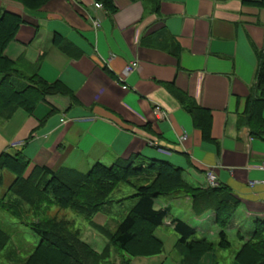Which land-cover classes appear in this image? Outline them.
I'll return each mask as SVG.
<instances>
[{
	"label": "crops",
	"instance_id": "crops-1",
	"mask_svg": "<svg viewBox=\"0 0 264 264\" xmlns=\"http://www.w3.org/2000/svg\"><path fill=\"white\" fill-rule=\"evenodd\" d=\"M245 1L258 0H158L156 10L148 0H112L113 13L95 10L97 0H48L34 11L0 0L1 11L22 20L5 56L25 75L59 83L70 94L45 96L30 115L18 110L10 120L0 119V154L21 152L29 162L26 176L34 167L87 173L97 163L110 167L132 155L168 162L196 188H209L211 171L217 186L239 201L225 232L235 233L241 247L254 222L264 219V139L239 124L251 91L254 99L258 95L256 53L264 48V9ZM131 62L138 68L125 75ZM188 101L209 112L207 139L184 109ZM13 180L8 171L0 173V200ZM191 206L183 195L159 202L156 210H169L154 231L163 253L128 262L182 264L175 254L178 237L167 233L173 219L192 228L196 239L207 240L206 222L214 236V213L196 217ZM172 207L187 220L172 216ZM98 215L92 222L100 226ZM190 220L200 225L193 227ZM0 225L3 230V220ZM218 233L217 227V238ZM224 252L207 253L199 264H238L236 253ZM117 255L121 264L125 258Z\"/></svg>",
	"mask_w": 264,
	"mask_h": 264
},
{
	"label": "trees",
	"instance_id": "trees-1",
	"mask_svg": "<svg viewBox=\"0 0 264 264\" xmlns=\"http://www.w3.org/2000/svg\"><path fill=\"white\" fill-rule=\"evenodd\" d=\"M10 1L34 11L48 0ZM148 1L151 8L156 10L158 0ZM97 2L105 10L115 12L112 0ZM244 4L264 9V0L245 1ZM21 24L19 16L0 10V119L4 121L10 120L18 110L30 115L45 96H70L59 83L49 85L36 75H25L20 71L19 63L5 56V49L15 39ZM256 55L258 64L254 91L258 95L254 99L251 91L239 124L249 128L253 138L264 139V119L261 117L264 106V48ZM183 107L192 115L196 126L207 139L209 112L196 107L191 101L183 103ZM28 166L29 162L21 152L0 154V173L6 170L14 176L6 197L0 200V209L38 238L36 246L22 264H114L109 262L112 248L125 258L121 264H129L127 259L130 258L159 256L164 246L154 231L167 218L169 210H156L154 201L181 195L190 198L196 217L212 211L219 228L218 242L214 245L206 239H196L195 231L181 220H171L173 232L178 237L175 249L182 257V264H199L205 254H213L216 249L226 251L231 247L225 228L238 208L237 198L227 187L201 189L188 185L182 179L181 170L168 162L132 155L116 160L110 167L97 163L87 173L34 167L26 176ZM120 184L128 185L135 191L130 197L135 199V204L115 230L110 232L92 220L104 206L111 203L110 197ZM25 207L34 215L35 223L26 220ZM52 207L71 209L103 235L108 244L102 252H95L83 242L80 232L71 231L68 221L45 216L46 210ZM0 241L2 251L9 236L1 229ZM234 261L238 264H264V219L254 222L251 236L235 254Z\"/></svg>",
	"mask_w": 264,
	"mask_h": 264
},
{
	"label": "rangeland",
	"instance_id": "rangeland-1",
	"mask_svg": "<svg viewBox=\"0 0 264 264\" xmlns=\"http://www.w3.org/2000/svg\"><path fill=\"white\" fill-rule=\"evenodd\" d=\"M10 1V0H8ZM37 3V2H36ZM36 4H32V6H35ZM135 191L128 185L120 184L118 188L113 192L111 195V203L104 206L101 212H99V215L96 219V222L101 223L100 226L107 228V231L113 232L116 228V225L124 218V216L127 214V212L130 210V208L135 204V199L130 198ZM165 198H159L158 202L155 203V208L157 209L159 207V202L164 201ZM26 212V220L36 222V219H34V215L29 213V210L27 207H25ZM45 216L51 219L59 220H65L68 221L71 224V231L78 230L81 234V238L83 242L85 241L86 244H88L92 249L95 248L96 250L101 251L104 246L108 244L107 239L101 235L97 230H95L86 220H84L81 216H79L77 213L72 211L71 209H64L60 207H52L50 209H47L45 212ZM171 215L176 216L177 218H181L183 220V213L175 210L172 207ZM0 220H3L4 227H1L4 232L9 236V241L6 242L4 248L2 251H0V264H22L24 260L27 258V256L32 252V249L34 246H36L38 242V238L36 235H34L29 229H27L25 226L23 227L20 222L13 219L8 215L5 211H0ZM191 221V226L196 227L200 224L194 223L193 220ZM8 223V224H6ZM208 224L205 222V224L202 226L206 235L205 237L209 242H214L216 245L218 242V238L216 236V228H213L214 230L211 231L212 233H215L214 236H210L207 232V226ZM1 226V225H0ZM167 229L166 227H164ZM253 232V231H252ZM167 233H174L172 230L167 231ZM228 240L231 243L230 250L225 251L226 254H232L237 253L240 249L238 241L235 239V233L228 235ZM1 242V241H0ZM93 242V245H92ZM164 250V249H163ZM96 252V251H95ZM102 252V251H101ZM97 252V253H101ZM167 253V252H166ZM174 253V252H173ZM118 253L114 248L111 250V254L109 256V262H116L118 264ZM179 258H182L179 254V251L176 250L175 253ZM120 255V254H119ZM11 261L9 263L8 261ZM129 263V262H128ZM130 264V263H129Z\"/></svg>",
	"mask_w": 264,
	"mask_h": 264
},
{
	"label": "built area",
	"instance_id": "built-area-1",
	"mask_svg": "<svg viewBox=\"0 0 264 264\" xmlns=\"http://www.w3.org/2000/svg\"><path fill=\"white\" fill-rule=\"evenodd\" d=\"M93 8L95 10H101L102 9V5L100 3H98V2H96V3H94ZM93 26H94L95 29H97V28H99V23L97 21H94L93 22ZM107 62H110V59ZM137 68H138L137 63L136 62H131L125 68L124 74L128 75V74L132 73L133 71H135ZM123 89H126V87H123ZM155 110H156L157 117L159 119L163 118V113L161 111H159L158 108H156ZM206 180H207V183H208L209 187L215 188L217 186V183L215 181L214 175H213V173L211 171L206 173ZM249 185L253 186V183H250Z\"/></svg>",
	"mask_w": 264,
	"mask_h": 264
}]
</instances>
